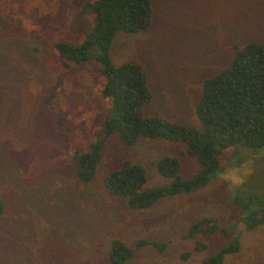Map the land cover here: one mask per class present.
Here are the masks:
<instances>
[{
	"label": "rangeland",
	"instance_id": "1",
	"mask_svg": "<svg viewBox=\"0 0 264 264\" xmlns=\"http://www.w3.org/2000/svg\"><path fill=\"white\" fill-rule=\"evenodd\" d=\"M91 1L0 0V264H109L114 238L130 248L137 239L165 244L162 251L142 247L123 264H201L232 237L239 249L221 264H264V223L245 229L230 204L235 195L264 198V148L222 151L223 169L205 186L134 209L104 186L124 158L145 168L143 189L172 182L156 169L160 157H177L184 179L200 166L183 142L140 139L124 146L115 133L93 178L78 180L73 156L89 150L110 101L101 95L97 47L75 63L60 55L56 43L79 44L93 30L94 14L81 8ZM152 5L149 29L115 34L112 60L146 71L152 99L145 115L199 127L195 105L204 79L230 66L234 46L264 44V0ZM61 117L65 135L57 128ZM204 217L217 218L218 229L187 236Z\"/></svg>",
	"mask_w": 264,
	"mask_h": 264
},
{
	"label": "trees",
	"instance_id": "2",
	"mask_svg": "<svg viewBox=\"0 0 264 264\" xmlns=\"http://www.w3.org/2000/svg\"><path fill=\"white\" fill-rule=\"evenodd\" d=\"M94 14L93 30L79 44L65 41L56 43L60 55L67 61L81 63L88 59L89 50L97 47L95 57L105 81L101 95L110 101L97 138L89 150L73 156L77 162V178L88 182L110 137L117 133L121 144L130 146L140 139H164L183 142L186 153L194 157L200 169L193 177L182 178L181 162L175 156L160 157L155 165L158 173L171 177L170 184L143 189L147 181L145 168L131 159L124 158L121 166L104 178L109 194L123 196L129 207L144 209L160 199L189 193L208 184L223 169L218 155L236 146L254 150L264 148V44L251 41L243 47L234 46L235 56L230 66L206 77L195 105L200 126L178 124L158 115H145L143 108L152 99L148 77L144 68L135 62L114 64L111 46L119 31L136 33L149 29L152 22V0H93L82 5ZM64 119L57 122L59 134L65 135ZM230 204L241 214L240 222L247 230L264 223V198L258 195L233 196ZM256 208V209H255ZM3 203L0 197V216ZM218 219L204 217L194 221L187 236L210 233L218 229ZM153 246L163 250L164 243L137 239L128 247L119 239H112L108 251L109 264H123L133 257L136 250ZM240 241L232 237L228 244L201 264H221L224 257L239 249ZM204 245H197L203 248Z\"/></svg>",
	"mask_w": 264,
	"mask_h": 264
}]
</instances>
